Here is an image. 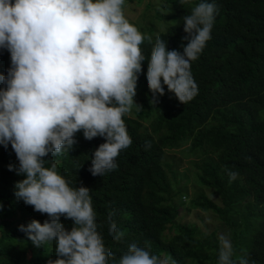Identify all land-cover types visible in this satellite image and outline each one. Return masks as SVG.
I'll return each mask as SVG.
<instances>
[{
  "label": "trees",
  "instance_id": "16d2710c",
  "mask_svg": "<svg viewBox=\"0 0 264 264\" xmlns=\"http://www.w3.org/2000/svg\"><path fill=\"white\" fill-rule=\"evenodd\" d=\"M201 2L215 4L216 14L211 39L191 64L198 94L181 104L164 86L165 95L151 105L146 71L156 39L182 53L184 16ZM159 8L141 28L146 60L134 101L142 110L133 107L123 117L131 144L117 156V168L93 176L88 171L92 155L76 151L58 174L72 187L91 189L97 230L117 259L136 243L154 255L164 252L175 264H217L224 227L234 264L241 257L264 264V0H164ZM10 66L9 59L0 75L7 76ZM173 151L182 153L206 190L190 199L192 207L211 212L206 231L180 221L184 215L178 219L180 203L174 199L182 190L171 182ZM15 157L10 145L0 146V264H48L56 259L55 243L34 247L18 230L48 217L15 197V184L25 178L17 174ZM48 158L59 167V157ZM229 172L237 173L235 180L230 181ZM110 212L125 232L120 241L109 235ZM60 222L69 230L71 220L61 217Z\"/></svg>",
  "mask_w": 264,
  "mask_h": 264
},
{
  "label": "clouds",
  "instance_id": "9594fccd",
  "mask_svg": "<svg viewBox=\"0 0 264 264\" xmlns=\"http://www.w3.org/2000/svg\"><path fill=\"white\" fill-rule=\"evenodd\" d=\"M131 1L142 2L0 0V74L11 62L7 76L0 75V146H11L17 174L25 177L15 184V197L48 217L18 227L34 247L55 243L56 259L48 264H175L164 252L154 255L136 243L117 259L97 230L91 189L72 187L58 174L73 153L87 151L88 171L103 176L131 144L123 117L133 107L142 110L134 97L146 60L142 30L124 16L123 5ZM160 4L141 14V28ZM215 14V4L201 2L184 16L182 53L167 50L157 37L146 71L151 105L165 95L164 86L181 104L198 94L191 64L211 39ZM50 154L59 157V167ZM228 175L230 181L237 177ZM112 215L108 232L120 241L125 232ZM61 217L72 221L69 230ZM218 242L217 264H234L231 239L220 234ZM239 264L249 260L241 257Z\"/></svg>",
  "mask_w": 264,
  "mask_h": 264
},
{
  "label": "rangeland",
  "instance_id": "374dc122",
  "mask_svg": "<svg viewBox=\"0 0 264 264\" xmlns=\"http://www.w3.org/2000/svg\"><path fill=\"white\" fill-rule=\"evenodd\" d=\"M160 2L161 0H142V2L139 3L136 1H131L130 3L125 2L123 5L124 16L133 23H138L135 27L139 31V29H141L139 25L141 14H152L153 10L158 8L157 5L160 4ZM143 21L145 22V19ZM169 155L170 161L174 162V166H176L174 179H171V182L182 190L181 197L174 199L176 204L180 203L178 206V219L180 220L181 216L184 215L180 221L195 224L200 232L206 231L212 225V218L210 217L211 212H204L192 207L190 201L198 191L202 190L206 192V190L201 185L197 184L196 176L182 153L174 151L169 153ZM187 158H191V156L188 155ZM218 227H220V225H218ZM222 229L223 233L228 236V230L224 227ZM25 255L27 258L29 257V248H25Z\"/></svg>",
  "mask_w": 264,
  "mask_h": 264
}]
</instances>
